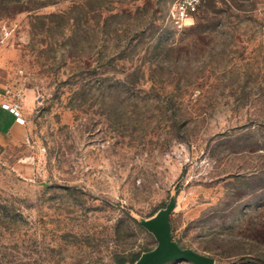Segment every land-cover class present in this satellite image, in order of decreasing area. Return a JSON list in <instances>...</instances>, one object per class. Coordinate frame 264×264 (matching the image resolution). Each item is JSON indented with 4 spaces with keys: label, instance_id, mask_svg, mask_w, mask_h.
Instances as JSON below:
<instances>
[{
    "label": "rangeland",
    "instance_id": "374dc122",
    "mask_svg": "<svg viewBox=\"0 0 264 264\" xmlns=\"http://www.w3.org/2000/svg\"><path fill=\"white\" fill-rule=\"evenodd\" d=\"M0 0L25 141L0 145V264L264 261V0ZM164 264H195L172 260Z\"/></svg>",
    "mask_w": 264,
    "mask_h": 264
},
{
    "label": "water",
    "instance_id": "95a60500",
    "mask_svg": "<svg viewBox=\"0 0 264 264\" xmlns=\"http://www.w3.org/2000/svg\"><path fill=\"white\" fill-rule=\"evenodd\" d=\"M171 210L172 205H169L156 218L146 223L148 229L156 236L158 244L145 252L135 264H164L172 260H189L195 264H216L213 257L182 247L173 239L169 220Z\"/></svg>",
    "mask_w": 264,
    "mask_h": 264
},
{
    "label": "crops",
    "instance_id": "0c3cea01",
    "mask_svg": "<svg viewBox=\"0 0 264 264\" xmlns=\"http://www.w3.org/2000/svg\"><path fill=\"white\" fill-rule=\"evenodd\" d=\"M8 86L7 80L0 72V145L7 142L25 141L27 137V123L23 111L21 110V115H16L3 107V103L8 101L6 91Z\"/></svg>",
    "mask_w": 264,
    "mask_h": 264
},
{
    "label": "built area",
    "instance_id": "2783aa9c",
    "mask_svg": "<svg viewBox=\"0 0 264 264\" xmlns=\"http://www.w3.org/2000/svg\"><path fill=\"white\" fill-rule=\"evenodd\" d=\"M205 1L206 0H177L171 11L173 22L177 25H187L188 21L193 18L196 9ZM7 96L8 101L3 103V107L11 110L16 115H21V101L11 96L9 91H7Z\"/></svg>",
    "mask_w": 264,
    "mask_h": 264
},
{
    "label": "trees",
    "instance_id": "16d2710c",
    "mask_svg": "<svg viewBox=\"0 0 264 264\" xmlns=\"http://www.w3.org/2000/svg\"><path fill=\"white\" fill-rule=\"evenodd\" d=\"M139 258H140V256L136 257L132 262L133 263L137 262L139 260ZM255 264H264V261H261V260L255 261Z\"/></svg>",
    "mask_w": 264,
    "mask_h": 264
}]
</instances>
